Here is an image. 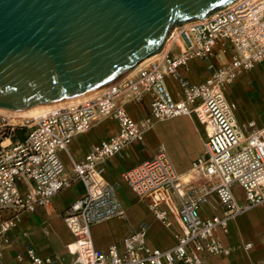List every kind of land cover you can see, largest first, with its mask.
I'll use <instances>...</instances> for the list:
<instances>
[{"label":"built area","instance_id":"2783aa9c","mask_svg":"<svg viewBox=\"0 0 264 264\" xmlns=\"http://www.w3.org/2000/svg\"><path fill=\"white\" fill-rule=\"evenodd\" d=\"M218 53L227 58L225 63L213 61ZM193 60L206 63L209 76L205 81L194 83L183 74ZM259 63H264V0H239L178 26L165 52L100 94L17 124L28 129L23 139H13L17 125L0 116V129L11 132L0 141V256L12 244L11 232L22 215L48 206L58 192L76 181L84 184L85 192L64 212V221L75 237L71 249L75 257L70 264H205L207 255L233 254L238 246L225 245L221 233L228 232L232 220L264 203V126L239 123L237 104L227 92L239 75ZM167 77L177 80L180 99L171 93ZM145 100L149 111L135 120L126 104ZM181 115L194 117L206 135L191 177L182 180L161 150L123 171L121 181L167 228L171 221L163 205L177 200L182 232L175 234L171 246L152 247L147 242L151 224L142 222L120 244L96 247L91 227L126 216L118 196L120 183L106 179L104 163L129 145L144 142L156 122ZM107 118L116 120L119 130L92 145L83 160H75L69 153L74 137ZM61 152L69 155L72 174ZM235 185L243 192L242 200L233 190ZM212 194L217 196L221 214L203 216L202 207ZM242 246L250 250L253 244ZM25 253L28 264L56 262L52 256L39 255L31 245ZM252 264H264V259Z\"/></svg>","mask_w":264,"mask_h":264},{"label":"water","instance_id":"95a60500","mask_svg":"<svg viewBox=\"0 0 264 264\" xmlns=\"http://www.w3.org/2000/svg\"><path fill=\"white\" fill-rule=\"evenodd\" d=\"M235 0H0V107L74 99L155 55L172 26Z\"/></svg>","mask_w":264,"mask_h":264},{"label":"crops","instance_id":"0c3cea01","mask_svg":"<svg viewBox=\"0 0 264 264\" xmlns=\"http://www.w3.org/2000/svg\"><path fill=\"white\" fill-rule=\"evenodd\" d=\"M165 51L166 46L161 52ZM213 61L220 65L225 63L227 58L218 53L214 56ZM135 73L130 72L123 78L132 76ZM183 74L192 82L200 83L209 76V69H207L206 63L193 60L189 70L184 71ZM166 80L171 93L176 99H180L181 89L177 80L172 77H167ZM236 80L233 84L236 83ZM227 95L230 100L235 102L228 92ZM126 109L135 120H140L149 111V102L145 100L144 102L127 103ZM170 121L175 122L176 130L172 131L167 140L160 139L157 136L155 128L158 122H156L146 132L144 142H135L129 145L121 154L110 158L104 163L106 179L122 183L118 190V196L126 209V216L113 218L91 227V236L96 247L107 249L113 244H120L123 237L137 230L142 222L150 223L152 226L147 240L152 247L167 248L174 243L175 234L182 232V225L176 208L177 200L163 205L169 210V219L171 221V226L167 228L155 218L147 203L136 196L130 187L121 181L123 171L152 158L161 150L167 153L176 172L182 176V180L186 181L191 177L192 164L204 151L206 139L204 127L194 117L188 115H181ZM118 130V122L114 119L107 118L98 121L89 131L74 137L69 146V153L75 160H83L92 145L107 140ZM61 156L68 173L72 174V164L69 155L66 152H61ZM80 183L82 182H73L70 186L58 192L48 206L39 207L33 213L22 215L18 227L11 232L12 244L3 249V253L0 256V264H28L25 253L27 245L33 246L41 256L55 257V264H70L74 260L75 255L71 249L74 247L75 237L64 221V212L76 199L83 195L80 194V191H75V188ZM233 190L236 196L242 200L243 192L241 188L235 185ZM262 206H264V203L238 216L230 222L228 232L221 233L223 243L225 245L238 246L237 250L229 256L207 255L205 264H252L264 259V220L261 218L262 214L259 216L258 214H253L255 209H261ZM221 211L215 194H212L202 207L203 216L221 214ZM110 221L114 223L115 227L111 239H97L94 230ZM55 223L62 229L63 234L58 233ZM161 231H166L172 238L170 240H166V237L159 239L153 235V232ZM247 242L253 244L250 250H245L242 246V244ZM19 257L22 259L20 260Z\"/></svg>","mask_w":264,"mask_h":264},{"label":"rangeland","instance_id":"374dc122","mask_svg":"<svg viewBox=\"0 0 264 264\" xmlns=\"http://www.w3.org/2000/svg\"><path fill=\"white\" fill-rule=\"evenodd\" d=\"M177 27L178 26H176L175 24L170 28L167 39L177 31L176 30ZM167 39L164 42L162 48L159 50V52H161L162 49L164 48ZM228 93L229 96L232 97L237 103V116L239 123L248 124L249 122H255V125L257 127L264 126V63H259L256 65L255 68L239 75V77L236 80V83L235 84L232 83V85H230ZM0 116L8 117V119L11 122H14L16 125L26 122V120L18 121L19 118H13L3 113H0ZM170 120L159 121L157 123L155 132L157 133V136L160 139L167 140V138L172 134V131L176 130L175 122ZM18 125L12 133L13 139L14 136L16 137L15 139L24 138L28 130L27 128H24L23 132L19 133L18 130L22 128H20ZM10 133L11 132H8L7 130L0 129V141H2ZM120 184L122 183L120 182ZM75 191H80V194H84L85 192L84 184L83 183L78 184V186L75 188ZM253 214L256 215L258 214V216L262 214L261 218H263L264 220V206H262L261 209H255L253 211ZM55 228L59 234H63L62 229L56 223H55ZM114 228H115L114 223L110 221L101 227H97L94 230V232L96 234L97 239L110 240L111 237L113 236V231H115ZM151 229L152 226L150 227V230ZM153 235L157 236V238L159 239L162 237H166V240H170L172 238V236H170V234L167 233L166 231L165 232L161 231L157 233L153 232Z\"/></svg>","mask_w":264,"mask_h":264},{"label":"bare ground","instance_id":"6f19581e","mask_svg":"<svg viewBox=\"0 0 264 264\" xmlns=\"http://www.w3.org/2000/svg\"><path fill=\"white\" fill-rule=\"evenodd\" d=\"M236 2H237V0H235L232 4H234ZM176 30H177V28H176ZM175 33H173L171 35V37L168 38L166 44H168V42L170 41V38H172V36ZM166 44H165V46H166ZM161 53L162 52L156 53L155 55L147 58L142 63H140L138 66H136L134 68L135 70L133 69L130 72H132V73L136 72L137 69L140 66H142L145 62L156 58ZM130 72L128 74H130ZM107 87L95 90L93 92H90V93H88L86 95H83V96H80V97H77V98H74V99H70V100H66V101H60V102H57V103L47 104V105H35V106L29 107V108H26V109H22V110H9V109H5V108H1L0 107V113L6 114V115L11 116L13 118H19L18 121H20V120H30V119H36L37 120V119H39V118H41L43 116H46L47 114H49L50 112L54 111L55 109H58V108H61V107H70V106H74V105L80 104V103H82V102H84V101H86V100H88V99L100 94L102 92V90L106 89ZM4 143L5 144L9 143V140H6Z\"/></svg>","mask_w":264,"mask_h":264},{"label":"trees","instance_id":"16d2710c","mask_svg":"<svg viewBox=\"0 0 264 264\" xmlns=\"http://www.w3.org/2000/svg\"><path fill=\"white\" fill-rule=\"evenodd\" d=\"M23 129L24 128H22V129H20V130H18V132L20 133V132H23ZM13 135V134H12ZM13 137V136H12ZM16 137L14 136V139H15ZM18 139H23V138H18Z\"/></svg>","mask_w":264,"mask_h":264}]
</instances>
